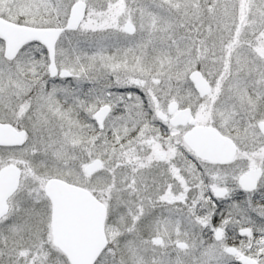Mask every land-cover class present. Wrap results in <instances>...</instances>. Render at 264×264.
I'll return each mask as SVG.
<instances>
[{
    "label": "snow or ice",
    "instance_id": "snow-or-ice-1",
    "mask_svg": "<svg viewBox=\"0 0 264 264\" xmlns=\"http://www.w3.org/2000/svg\"><path fill=\"white\" fill-rule=\"evenodd\" d=\"M0 264H264V0H0Z\"/></svg>",
    "mask_w": 264,
    "mask_h": 264
}]
</instances>
